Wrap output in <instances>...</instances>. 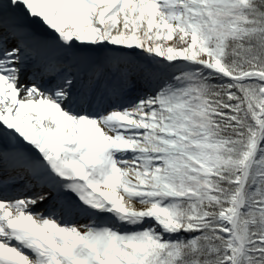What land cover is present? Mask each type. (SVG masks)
Returning a JSON list of instances; mask_svg holds the SVG:
<instances>
[{
	"label": "snow or ice",
	"instance_id": "1",
	"mask_svg": "<svg viewBox=\"0 0 264 264\" xmlns=\"http://www.w3.org/2000/svg\"><path fill=\"white\" fill-rule=\"evenodd\" d=\"M0 264H264V0H0Z\"/></svg>",
	"mask_w": 264,
	"mask_h": 264
}]
</instances>
